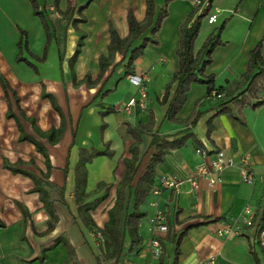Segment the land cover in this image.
I'll use <instances>...</instances> for the list:
<instances>
[{"label":"crops","instance_id":"crops-1","mask_svg":"<svg viewBox=\"0 0 264 264\" xmlns=\"http://www.w3.org/2000/svg\"><path fill=\"white\" fill-rule=\"evenodd\" d=\"M200 1L154 0L155 19L161 10L167 15L155 35L158 42L146 46L134 62L133 74L126 77L127 59L116 54L99 84L90 85L86 77L95 81L100 57L108 56L110 26L126 38L129 12L138 22L144 20L147 0H36L38 12L49 23L52 40L48 48L44 20L35 14L30 0H0V264H103L104 246L78 214L75 171L80 154L82 150L87 155L104 152L85 166L86 203L97 227L103 228L116 201L117 185L126 173L125 160L131 158L129 149L134 142L129 127L149 124L151 117L155 125L153 133L142 135L139 175L156 152L151 145L154 134L173 139L186 135L189 128L196 140L189 138L185 147L168 153L157 166L152 190L161 188L160 194L151 191L142 206L147 214L139 225L144 244L131 254L127 239L118 264H159L153 239L164 235L158 234L152 222L158 211L165 212L167 226L176 236L185 233L178 264L210 260L213 264H264L258 237L264 213V105L257 110L245 108L241 118L228 104L232 112L216 115L226 92L222 99L208 98L206 85L193 84L178 118L186 121L202 101L196 125L190 128L166 118L169 102L164 104L163 97L179 71L182 25ZM209 11L217 13V22L209 25L204 18L194 50L197 53L211 33L226 24L222 44L212 52L213 61L205 73L214 75L217 88L234 95L235 84L248 69L251 51L258 43L264 56V0H211ZM148 37L149 31L136 46ZM25 39L37 58L47 49L46 61L41 63L27 52L22 54L36 69L17 60L18 46ZM143 75L149 80L145 83L147 105L141 109L139 87L129 78ZM108 90L112 92L104 95ZM132 99L137 106L129 113L123 111ZM59 129L62 135L50 143L44 133ZM197 148H204L208 156L198 155ZM219 150L232 156L236 164L213 186L196 177L198 188H194L186 180L202 162L210 165ZM245 156L254 174L252 184L243 181L240 162ZM163 176L184 184L178 190L166 189L160 184ZM35 179L50 193L47 203L58 218L50 230L52 217L34 189ZM247 206L256 212L258 226L239 235H218L227 224L240 222ZM173 248L167 244L170 256L164 264L174 263Z\"/></svg>","mask_w":264,"mask_h":264},{"label":"trees","instance_id":"trees-1","mask_svg":"<svg viewBox=\"0 0 264 264\" xmlns=\"http://www.w3.org/2000/svg\"><path fill=\"white\" fill-rule=\"evenodd\" d=\"M205 0H201L204 2ZM35 9V14L40 15L44 20V26L48 33L47 48L50 44L52 37L51 31L49 29V23L47 17L42 13L38 12V3L36 0H30ZM210 8H202V4L196 6L194 13L187 19V21L182 25L181 29V43L180 48L177 51L179 56V71L174 74L170 83H168L166 88V93L164 95L163 103L169 102L167 108L166 118L169 122L179 123L181 122L178 118L180 111L183 109L187 101V94L190 92L193 84H203L207 87V97L212 98V94L215 92L217 96L225 93L226 97L222 99L219 105V111L216 115L223 113L232 112L227 108L228 104H232L234 109L237 110L239 116L243 117V112L245 108H250L257 110V108L264 105V56L262 54L261 48L262 44L258 43L255 48L251 51V57L248 63V69L242 74L239 82L235 84L236 94H232L229 90L224 87H216L214 82V75H207L206 69L212 64L213 51L214 49L222 44L220 39L221 33L223 32L225 25H222L218 30L211 33L207 38L204 45L195 53L194 47L196 43L197 36L202 27V22L204 18L209 14ZM146 17L142 21H137L134 14L129 12L128 16V28L129 34L126 38L122 39L119 37L117 30L111 25L110 26V45L108 49V56H101L99 60L100 70L99 76L93 82L90 81V76L86 77V80L90 85H97L101 79L106 75L107 70L113 64L115 60V55L120 54L123 58L127 59L126 64V77L134 73V62L141 57L146 46L151 42L153 44L157 43L156 33L161 29V24L166 18V12L160 11L158 17L155 19L157 13L155 8L154 0H147ZM150 32V37L145 38L139 46H136L137 41L145 32ZM20 48V55L17 60L25 61L32 68L36 69L31 61L22 58L23 53H28L32 58L38 62H45L47 57V49L41 58L33 56L27 46L26 39L23 40L18 46ZM176 85L174 93L169 101L171 89ZM5 86V85H4ZM108 90L104 95L111 93ZM232 94V95H231ZM202 101L196 104L194 112L186 120L181 122L185 126L194 127L198 122L201 112L198 111ZM114 109H110L108 112H112ZM104 115V113L102 114ZM155 122L153 117L149 124L139 125L135 128L129 127V132L133 137V144L130 146L129 154L131 158L125 160V176L117 185V193L115 198L114 206L109 210V220L103 228H98L92 215H90L91 206L86 203L88 199V194L86 193V173L85 166L94 157L102 155L104 152H93L88 154L82 150L80 154V161L76 168V202L78 204V214L81 217L84 226L93 231L95 234L101 233L103 237L102 245L104 246L103 251V264H118L121 255L127 244V239L131 242V247L129 253L133 254L140 250L144 242L139 233V225L142 219H144L147 214L142 210V206L145 204L148 195L151 193L154 186L155 177L157 174V166L164 162L167 154L174 149H181L187 145L189 138L196 140L194 135L190 133L188 128L185 131L186 135L180 137H174L173 139H167L165 137H157V134L152 136L151 145L155 147L156 152L152 154L149 164L145 168V172L139 175L140 166V146L142 142V135L148 133H153ZM211 131V127L209 132ZM62 135V131L59 129L51 130L48 133H44L45 137H48L50 143H56L58 137ZM39 150L43 152L42 147ZM109 155H111L109 153ZM47 160V159H46ZM21 164V163H20ZM19 166V165H18ZM10 167L14 172H17L19 167ZM47 166L50 168L49 160H47ZM139 175V176H138ZM51 187V185H50ZM35 191L39 192L41 195V200L47 203L50 200V193L43 188V183L40 179H35ZM47 209L52 221L49 224V229L54 227L58 218L52 210V205L47 203ZM261 231L264 230V213L261 219ZM167 226V221H166ZM168 227L166 235L162 238H158L161 243V256L159 258V264H164L169 259V250L167 249V244L172 243L174 245V263L178 264V259L180 256V246L185 233L177 235Z\"/></svg>","mask_w":264,"mask_h":264},{"label":"built area","instance_id":"built-area-1","mask_svg":"<svg viewBox=\"0 0 264 264\" xmlns=\"http://www.w3.org/2000/svg\"><path fill=\"white\" fill-rule=\"evenodd\" d=\"M202 4V8H210L211 6V0H205L204 2H199V4ZM207 18V23L209 25L215 24L217 22L218 15L216 12H212L211 14H208L206 16ZM130 82L133 85H136L139 87V92H140V98L142 101L140 102L139 106L141 109L146 108V96H147V87L145 83L149 80L146 75H143L142 77L139 76H131ZM216 97H223L222 95L217 96L216 93L214 92L212 94V98ZM138 102L135 99H132L131 101L128 102L127 106L124 108L123 111L129 113L131 109L135 106H137ZM196 153L200 156L207 157L208 153L204 148H197ZM236 164L234 158L231 156H227L224 151L219 150L216 152V156L211 160L210 165H207L206 162H202L201 165H198L195 167L196 169L194 170L193 176L189 177L186 181L188 183H191L194 188H198V184L195 181L196 177L199 178H204L209 182L211 186L217 184L218 182L221 181V175L222 173L231 168V166H234ZM240 166H242L243 169V181L248 184H252L254 180V174L249 166V158L245 156L242 158L240 162ZM160 184L161 187H164L166 189H171V190H178V188L184 184V181L178 180L175 178L174 180H170L167 177L163 176L160 179ZM161 188H155L152 190V194L158 196L160 194ZM165 212L163 211H158L157 215L155 218L152 220V222L155 224V227L158 231L159 235H166L168 231V227L166 226V218H165ZM257 215L256 212L251 209L249 206H247L244 210L243 217L240 222L238 221H233V223H229L226 225V227L223 230H220L218 232V235L220 236H234V235H239L243 230L247 228H256L258 226V222L256 220ZM98 238L100 239L101 243L103 242V237L101 233L97 234ZM259 239H260V244L262 249H264V230L259 232ZM159 237H156L153 239V247H154V255L157 257L161 256L162 248H161V243L158 240ZM206 264H213V260L208 261Z\"/></svg>","mask_w":264,"mask_h":264},{"label":"rangeland","instance_id":"rangeland-1","mask_svg":"<svg viewBox=\"0 0 264 264\" xmlns=\"http://www.w3.org/2000/svg\"><path fill=\"white\" fill-rule=\"evenodd\" d=\"M116 96V95H115ZM213 99H216V98H213Z\"/></svg>","mask_w":264,"mask_h":264}]
</instances>
